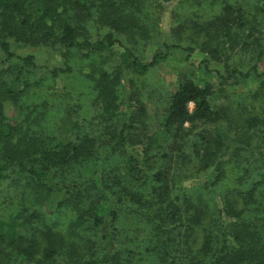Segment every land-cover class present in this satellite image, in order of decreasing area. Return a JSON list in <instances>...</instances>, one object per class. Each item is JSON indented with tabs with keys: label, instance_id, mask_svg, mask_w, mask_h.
I'll return each instance as SVG.
<instances>
[{
	"label": "rangeland",
	"instance_id": "rangeland-1",
	"mask_svg": "<svg viewBox=\"0 0 264 264\" xmlns=\"http://www.w3.org/2000/svg\"><path fill=\"white\" fill-rule=\"evenodd\" d=\"M241 1H245L252 10L261 8L255 20L263 33L262 53L256 66L259 72H264V0H132L137 9L135 13L141 20L137 26L116 34L124 45L142 61H148L153 51L165 44L177 45L179 48L172 49L165 60L156 63L143 75L127 71L120 85L127 95L117 97L113 106L108 102L109 108L116 115L110 116L105 122L100 120L99 115L106 107L105 99L99 96L98 88L105 82L100 79L101 71L109 72L117 64L114 56L93 54L84 57L77 54L68 72H58L52 76L45 67H64L62 58L57 55L58 48L14 47L18 53L39 56L36 61L38 67L28 78V92L17 103L0 98V122L7 128L20 127L22 130L27 122L30 125L29 132L58 138L71 128L68 123L70 117L78 126L67 133L75 136L76 140L88 136L94 144V154L87 159L79 157L72 160L69 166L52 171L59 172L62 182H81L97 169L99 174V163L107 152L108 142L114 137L116 129L125 123L132 127L125 129L124 151L129 155L140 153L138 157L144 156L146 170L150 174L156 171L164 173L170 197L178 193L190 196L191 205L188 207L184 201L176 200L175 204H180L182 208L179 216L171 219L164 217L161 222L166 231V256L154 246L152 227L136 210L138 204L129 206V202L126 204L123 201L117 209L118 220L110 229L113 249L103 264H188L190 256L195 255L203 245L208 219L217 212V206L224 205L223 197L231 200L234 207L242 210L245 216H255L258 210L264 208L259 193L260 190L264 191V176L256 186L258 193L254 192L245 202L242 196L243 192L251 188L252 180L259 181L260 172L264 175V169L258 168L251 172L252 178L243 174L244 168H248L245 163H252V157L258 158L254 152L251 155L245 139L250 133L247 131V120L253 116L264 117V79L234 75L224 80L233 67L247 70L255 62V50L251 39L234 26L229 30L230 37L225 47L219 44L220 37L216 36L215 20L220 17L223 6L237 5ZM105 31L108 29H102L101 35ZM188 47L191 48V54L187 60L185 48ZM5 62L4 56L0 54V67L4 68ZM183 79H190L196 85L210 86L211 107L223 109L228 115V119L218 129L224 127L229 137L222 140L217 138V126L208 123V126L199 123L197 128H190L185 123L187 131H184L183 139L167 133L162 137L159 135L167 102ZM188 107L191 111L192 103ZM29 111L32 112L26 117ZM259 126L262 128L263 125ZM204 127L208 133L198 129ZM102 132L109 134L102 135ZM198 132L201 134L198 135ZM210 135L216 136L217 142L207 140ZM157 139H162L160 146L155 145ZM257 139V134H253L246 142L251 145ZM207 141L210 142L208 148L205 151L199 150L197 146L202 147ZM224 160L225 163L216 168L217 163ZM108 162L113 166L117 158L113 156ZM123 162L119 172L124 171ZM257 165L261 167L259 162ZM221 171L223 175L216 182L217 174ZM25 177L23 173H12L1 182L0 218L18 215L20 220H28L32 217L30 222L33 228L27 235L35 233L40 241L41 231L48 227L67 241L66 247L61 249L62 252L53 262L42 256L43 245L38 246L34 264H81L87 251L96 257L102 256L106 251L104 241L95 235L91 237L86 234V238L82 236L85 233V227L80 223L82 208L75 206V196L49 189L48 185L47 188L32 187ZM150 181L153 182L151 177ZM149 182L148 193L151 192ZM154 183L160 187L159 182ZM149 201H152L150 197L143 198L141 207ZM86 205L95 209L96 215L101 217H105L114 208L110 200L104 204L89 199ZM196 209L201 213L200 218L196 217ZM90 231L97 232L94 227ZM19 232L22 233L21 230ZM89 240L94 249L89 250ZM10 251L11 247L4 244V253ZM10 255L13 260V250ZM200 258L203 259L202 256Z\"/></svg>",
	"mask_w": 264,
	"mask_h": 264
},
{
	"label": "trees",
	"instance_id": "trees-1",
	"mask_svg": "<svg viewBox=\"0 0 264 264\" xmlns=\"http://www.w3.org/2000/svg\"><path fill=\"white\" fill-rule=\"evenodd\" d=\"M260 10L261 8L252 10L245 1H241L237 5H224L220 17L216 18V36L220 37L221 46L227 45V39L230 37L229 30L234 26L242 30L246 38L251 39L256 57L255 62L247 70L242 71L233 67L224 80L234 75L264 79V72H259L256 66L262 53L263 33L255 23L257 12ZM136 11L132 0L129 2L128 0H0V54L6 60V66L0 67V98L17 103L28 92V78L38 67L36 61L39 56L18 53L14 47L58 48L57 55L62 58L64 67L52 69L45 67L52 76H56L58 72H68L77 54L84 57L93 54L96 56L109 54L115 57L117 64L109 72L101 71L100 79L105 82L99 85L98 94L102 100L105 99L106 104L99 114L100 120L105 122L110 119V116L116 113L111 111L108 102L113 106L118 100L117 97L122 98L127 95L126 90L120 87L126 72L143 75L156 63L165 60L172 49L179 48L177 45L165 44L162 48L154 50L148 61H142L116 35L138 25L141 19H138ZM102 29H108V31L101 35ZM185 50L188 60L191 48L188 47ZM259 91L261 92L262 89ZM211 93L210 86L196 85L190 79H183L167 102L161 118L159 135L162 137L164 133H167V135L183 139L185 123H188L190 128H197V124L205 123L206 126L208 124L217 126V138L222 140L224 137H229L224 127L218 129V126L223 125V121L228 119V115L223 109L211 107L209 103ZM189 103L193 105L191 111L188 107ZM140 111L144 112L142 108ZM31 112L29 111L26 117ZM262 112L264 113V109ZM68 123L69 128L71 127L67 130L69 132L74 126H78V123L70 117H68ZM247 123V131L250 133L245 143L246 146H250L251 155L255 154L258 158L252 157V163L249 161L245 163L248 164V168H244L243 174L245 176L248 174V177L252 178L250 175L253 170L264 169V152L262 151L264 150V117L253 116L247 120ZM25 124L26 127L22 130L20 127L7 128L0 122V184L12 173H23L32 187L47 188L48 185L49 189L61 190L64 195L75 196V206L78 209L82 208L80 223L85 227L83 238H86V234L91 237L95 235L104 241L106 249L99 257L87 251L81 264H103L108 260L113 249L110 229L118 220L117 209L123 201L126 204L129 202V206L138 204L136 210L152 227L154 246L164 256L168 254L164 248L166 231L161 222L164 217L171 219L179 216L182 208L180 204H175L176 200L184 201L188 207L191 205L190 196L186 197L178 193L170 197L166 188L168 183L165 174L159 171L150 174L146 170L147 162L143 159L144 156L138 157L140 153L129 155L124 151L122 147L126 141L125 129L128 130L132 126L123 123L116 129L115 138L108 142L107 152L100 160L99 174L97 169L81 182L67 184L62 182L58 171L53 173L52 171L69 166L72 160H77L79 157L85 160L94 154L92 139L83 136L76 140L75 136L72 137L67 131L58 138L35 135L29 132L30 125L27 122ZM259 124L263 125L262 128ZM198 129L208 133L206 127ZM105 133L109 134V132H102V135ZM253 134H257L258 139L250 145L246 140H249ZM206 139L217 142L216 136L210 135ZM161 144L162 139H157L155 145ZM209 144L210 142L207 141L206 145L203 144L204 147L203 145L197 147L205 151ZM113 156L117 158V162L111 166L108 159ZM122 162L124 171L119 172L118 170L123 167ZM258 162L261 167H257ZM223 163L225 160L217 163L216 168ZM208 166L207 161L206 168ZM261 173H259V181L252 180L251 188L242 193L244 202L250 199L254 192L258 193L256 186L261 183L260 180L264 176ZM221 175H223L222 171L217 174L216 182ZM149 177L152 178V183L149 182ZM148 182L151 188L150 193L147 191ZM154 182H159L160 187L153 185ZM259 193L264 202V191L260 190ZM148 197L152 201L141 207L143 198ZM89 199L104 204L110 200L114 208L105 217H101L102 215H96L95 209L86 205ZM223 200L224 205L217 206V212L208 219L209 225L206 226L203 245L195 255L190 256L188 264H264V208L261 211L258 210L255 216L249 217L245 216L242 210L236 209L231 200L225 197ZM196 210L198 211L195 213L196 217L200 218L201 213L198 209ZM30 220L32 217L28 220L26 218L20 220L18 215L7 219L0 218V244L2 245L0 264H34L38 246L41 244L43 245L42 256L53 262L62 252L61 249L66 247L67 241L51 232L48 227L41 231L40 241L35 233L27 235V232L33 228ZM93 227L97 232L90 231ZM4 244L11 247L10 253H4ZM89 244L92 246H88L89 250L94 249L90 240ZM12 250L14 251L13 260L10 259ZM201 256L203 259L200 258Z\"/></svg>",
	"mask_w": 264,
	"mask_h": 264
}]
</instances>
